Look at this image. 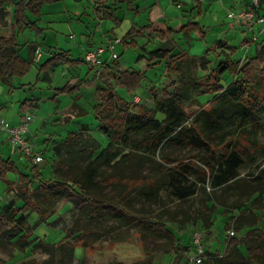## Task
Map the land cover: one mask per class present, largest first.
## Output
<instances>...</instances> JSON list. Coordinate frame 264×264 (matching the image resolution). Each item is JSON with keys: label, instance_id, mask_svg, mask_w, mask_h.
<instances>
[{"label": "trees", "instance_id": "16d2710c", "mask_svg": "<svg viewBox=\"0 0 264 264\" xmlns=\"http://www.w3.org/2000/svg\"><path fill=\"white\" fill-rule=\"evenodd\" d=\"M57 1L0 0V27L8 26L6 4L10 3L16 9L13 30L18 32L10 38L0 39V78L9 87L13 86L15 77H25L33 66L32 57L25 59L20 55L18 33L30 29L37 35L42 34L44 30L36 22H31L30 14L40 17V6ZM93 1L105 10L116 27L121 25L117 11L108 5L107 0ZM115 2L129 3L130 0ZM149 27H140L138 31L132 29L127 37L147 31ZM181 30L186 35L194 31L205 35L199 23H189ZM126 39L122 40L124 45L137 46L135 41L127 42ZM217 50H228L233 55L238 48L219 40L201 57L157 49L148 58L139 57V61H147L145 71L118 72L120 87L131 94L142 86L146 72L155 66L164 63L169 75H179L180 81L174 85L172 95L158 102L156 108L129 104L110 84L97 87L98 102L93 109L98 130L107 138V145L103 146L90 134L88 125H82L79 131L69 132L65 140L54 148L55 156L62 159L49 178L39 171L37 165L40 163L34 166V176H30L14 161L0 157V179L12 185L8 175H20L19 190L24 202L22 207L8 204L0 210V251L24 252L35 235L36 227L46 223L56 213L58 205L71 196L79 200L81 213L92 227L68 230L59 245L42 243L51 259H55L58 253L74 258L78 248H91L96 239L106 238L112 243L120 241L113 237V228L107 226L112 220L127 225L137 223L158 235L172 234L164 223L138 214L129 205L131 195L136 192L153 200L160 196L161 191L168 190L176 200L184 202L202 191L206 197V209L200 211L193 221L202 220L209 234L217 206L214 194L208 190H241L240 196L247 197L245 202L261 200V206H264V162L258 163L259 157L264 156V143L258 138L264 133V45L246 61L227 57L212 67V57ZM70 54V51H62L44 64L40 71L45 73V79L49 80V71L59 65L72 67L86 63L85 60L70 59ZM199 70L205 75L199 77ZM225 76L231 79L227 81ZM81 85V82L68 83L56 89V96H78ZM204 95L213 96L208 105L200 100ZM166 146L196 151V154L188 159L164 157L157 160ZM123 160L141 165L148 163L152 173L134 177L113 174L100 180L104 169L114 168ZM250 163H258V172L248 171L243 176V170ZM35 183L37 187H34ZM106 186H112L113 191L109 195L99 193V189ZM245 202L232 206V210H243L244 215L235 219L234 230H230L234 235L227 240L225 252L207 251L202 264H251L253 258L257 259L255 264H264V215L249 212L250 218L245 214ZM31 210L39 217L34 226L29 222ZM244 229L247 230L244 237L236 236ZM48 263L32 259L21 264Z\"/></svg>", "mask_w": 264, "mask_h": 264}, {"label": "rangeland", "instance_id": "374dc122", "mask_svg": "<svg viewBox=\"0 0 264 264\" xmlns=\"http://www.w3.org/2000/svg\"><path fill=\"white\" fill-rule=\"evenodd\" d=\"M73 1L76 0H69L67 4L65 3L66 5H64V2L50 5L49 10L45 8V11H55V21H58L60 18L68 23L74 20H82L93 25L96 24L95 36L97 37L100 34L101 40H109L107 46H105V43L102 44L98 42L97 45L100 46H97V48L109 47L111 45L114 48L116 46L113 50L119 58L116 61L112 59V62L115 63L110 67H106V65L100 67L92 66V70L89 72L86 71L84 75L82 68L75 72L68 64L59 65L54 69L53 74L50 75L52 82L46 80L45 73H41L39 67L35 65L24 79L25 83L28 84V92L24 93L23 91H17V99H21L22 101L26 99L36 100L26 103L27 110L23 108L21 118L23 119L27 114L35 115L32 125H38L40 120L47 119V117L49 118L47 119L49 131L45 133V136L39 140L36 136L29 139L31 144L39 150V153L44 158L43 163L37 166L39 171H42L46 178L52 176L54 168L59 166L62 157L57 158L55 156L54 148L65 140L69 132L79 131L82 125H88L90 134L100 141L103 146L107 145V138L98 130V120L93 109L98 102L96 96L97 87H106L110 84L129 104L137 103L148 108H156L158 102L172 95L174 85L179 83L180 76L177 74L169 75L164 63L147 71L142 86L133 94L128 93V91L120 87L117 81V74L119 71H145L147 69V61H139V57L144 56L148 58L150 52L157 49H168L172 50L174 53L187 52L192 57H201L204 55L205 51L215 47L217 43L216 40L218 39L238 48L237 52L233 55H230L228 50H217L212 57V67H216L227 57L232 60L246 61V59L256 54L260 46L264 45V24L256 25L255 30L252 31L249 27L230 29L228 25L215 23L210 26L211 28L209 30H206L207 40H201L198 36L187 41H185L183 37H171L169 39L164 37H156L153 39L137 37L135 38L137 46L128 47L123 44L122 35L130 30L128 24L132 25V21L126 20L123 26L116 29V34L113 29H109L103 25L104 19L106 18L105 13L103 9L96 7L93 0H86L77 5L74 4ZM108 3L115 6L113 4L114 0H108ZM117 9H120V7ZM183 9L187 10L185 8ZM193 11L196 13V17H204L202 19V25H206V22L210 21V15L213 16L215 22L218 21L222 23V21H224L219 18L223 16V12L218 15L212 11L206 16L207 12L205 11V13L201 14L199 8L194 9V7H192L188 10V12ZM188 12L184 15V18L181 17L185 24L190 21L188 20ZM180 13L182 15V10ZM12 19L13 17L10 18V20ZM10 20L8 21L9 24L11 23ZM111 24L114 26L112 22ZM223 30H227L228 33ZM4 32L5 34L9 33V31ZM4 32L0 35H5ZM24 32L25 30L20 32V52L29 44L30 36L27 35L25 37ZM72 32L77 37L76 41L66 43V41L61 40V48H59V50L63 48L64 50L72 51V49H74V51H72L73 58L71 59H81L84 49H82V47L78 48L80 46L75 48V45H78L77 42L81 40V34L75 29L71 31V33ZM65 34L66 32L63 33V35ZM112 37L115 38V44L110 41ZM67 38L69 39L70 37L68 36ZM245 41H248L250 44L245 43ZM49 42L51 43L50 40ZM45 43H40V46L47 48L48 42ZM56 44L55 42L49 45ZM71 46L74 47L72 48ZM97 48L93 49L95 50ZM108 53L112 55V52H107L106 54ZM197 74L199 77H202L205 75V72L199 70ZM39 75H41L42 80L38 82ZM82 78H84L85 81L81 88L79 99L77 95L58 94L56 98L53 97L54 93L57 92V88H63L68 84V81L76 83ZM225 79L229 81L231 77L225 76ZM32 86L34 90L30 91ZM51 87H53V89ZM200 100L203 104L208 105L213 100V96L204 95L200 97ZM28 103H30V105H28ZM76 103L78 105H74ZM84 110L86 113H83ZM5 115L6 112H1L0 119L6 118ZM258 138L260 142L264 143V133H261ZM12 152L15 153L16 151L14 150ZM18 153L17 151V154ZM194 154H196V151L180 150L166 146L160 151L157 160L164 157L178 160L188 159ZM15 161L25 174L34 176L35 165L26 156L17 157ZM262 162H264V156L259 157L258 163ZM258 163H250L249 167L243 170V176H246L248 171L252 170H255L257 173L258 169L256 170V166ZM150 173H152L151 165L148 163L141 165L135 161L123 160L114 168L104 169L100 176V180L107 179L113 174L134 177ZM19 176L20 175L14 174L8 175V179L12 185H8L6 182L0 180V210L8 204H13L17 207H22L24 205L19 190ZM34 187H37V183L34 184ZM112 191V186L101 187L99 189V193L103 195H109ZM208 192L212 193V195L214 194L217 206L216 212L213 214L214 224L211 229V234L205 229L202 220L193 221L200 211L206 209V197L202 191H199L196 196L184 202L176 200L168 190L161 191L160 196L153 200L136 192L131 195L129 205H131L138 214L147 216L152 221L164 223L165 226L172 230V234L158 235L150 233L137 223L127 225L125 222L112 220L107 226L113 228V237H116L120 241L112 243L111 240H107L106 238L96 239L91 248H78L74 258L64 253H58L55 259H51L48 251L41 245L42 243L59 245L63 242L68 230L72 228L86 230L92 227L91 223L81 213L79 200L73 196L67 197L58 205L56 213L50 216L46 223L36 227L35 235L24 252L17 250L0 251V264H21L32 259H36L40 262L49 261L48 264H150L149 262L153 264H196L194 260L196 254L193 244L194 234L197 231L203 233L202 242L206 252L223 254L226 250L227 240L230 236L234 235V233L231 235L230 230H234L232 226L235 219L244 215L243 210H232V206L247 200V197L240 196L241 190H237L236 192L234 190H216L215 192L208 190ZM256 197L257 196H255L253 200ZM261 203V200L253 202L252 199L245 202L247 206L245 214L249 215L250 218L253 213H256L258 216L264 215V206H261ZM209 206H212V203H210ZM223 206H225L226 209ZM260 207H263V209H260ZM31 213L29 222L34 226L39 217L35 211L31 210ZM188 220L192 221L189 222ZM246 232L247 230L244 229L242 232L236 233V236L244 237ZM142 233H144L145 236H142ZM128 237L129 239H127ZM255 263H257V259L253 258L251 264Z\"/></svg>", "mask_w": 264, "mask_h": 264}, {"label": "crops", "instance_id": "0c3cea01", "mask_svg": "<svg viewBox=\"0 0 264 264\" xmlns=\"http://www.w3.org/2000/svg\"><path fill=\"white\" fill-rule=\"evenodd\" d=\"M14 1H18V0H14ZM68 1L69 0H58L56 3H63L64 2V5H66ZM83 1H86V0H76L73 2H74V4L77 5V4L82 3ZM251 2H252V0H130L129 3H127V2L126 3H116L114 0L113 4L115 6H113V5H110L108 3V0H107L108 5L117 11V15H118L119 19L121 20V25L119 27L123 26V24L125 23L126 20L133 22V24H132L133 26L131 24H128V26H129L128 28L130 30H128V32H126L124 35H122L123 36L122 40H124V38H127L126 39L127 42H132V41L136 42L135 38H137V37H147L148 39H153L156 37H158V38L164 37L166 39H169L171 37H175V38L183 37L184 40L187 41V40L193 39V38L198 36L201 40H207L206 30H209L211 28L210 26L212 24H215V23L222 24V25H228L230 27V29H232V28H237V29L241 28L242 29V27H247V26H243V25L241 26V25H237V24L235 25L234 20H233L231 15H232V13L236 12L237 10L248 9L250 7ZM56 3L45 4V5L40 6V8H39L40 13H41L40 17H37V16L30 14L31 22H36L37 26L44 30V32L42 34H40V35L36 34L35 35L34 31H32L30 29H24L25 30V32H24L25 37L27 35L30 36L29 37V44L20 52V55L25 59H30L32 57L33 66L37 65V67H39V71H40V68L44 64H46L50 59H52L55 54L61 53L62 51H70V53H71L70 59L73 58V55H72L73 52L72 51H74V49H72V51H71V50H64L63 48H62L63 50L62 49L59 50V48H61V45H60L61 40L66 41V43L76 41L77 37L74 35L73 32L71 33V31H74V29L79 31L81 34V36H80L81 40L79 42H77L78 45H75V48L80 46L78 48L82 47V49H84L83 50L84 53L82 54L81 60H85V54H86L87 50H93V48H97V46H100V45H97L98 42H101L102 44L105 43V46H107L109 44V40H106V41L101 40L102 38H100V36H99L100 34L97 37L95 36L94 33H95V29H96L95 28L96 24L93 25V24H90V23L82 21V20L78 21V20H74V19H72V20H74L71 22L72 24L65 22L64 20H62L60 18L58 21H55L56 12L55 11L46 12L45 8L47 10H49V8H50L49 6L54 5ZM95 5L97 8L103 9L101 6H98L96 3H95ZM118 7H120V9H117ZM192 7H194V9L199 8L201 14L205 13V11H206L207 12L206 16H208L212 11L218 15H220V13L223 12V16H220L219 18H220V20L223 19L224 21H222V23L221 22L219 23L218 21L215 22V20L213 19V16L210 15V21L206 22V25H202V19L204 18L203 16L201 18H198L195 16L196 13L194 11L188 12V10H190ZM5 8L7 11V18H6L7 21H9L10 18H12V17H13V19L10 20L11 23L10 24L8 23V26L0 27V30H1L0 34L3 33L4 31H9L8 34H5V32H4L5 35H3V36L0 35V39L10 38L13 33L18 32L17 30H15V31L13 30L15 11H16L14 5H12L10 3L6 4ZM183 8H185L187 10H184ZM181 10H182V15L180 13ZM103 11L105 13L104 9H103ZM187 12H188L187 15L189 16L188 20H190V21L185 24V23H183L184 20L181 19V17L184 18V15ZM11 13H12V15H11ZM43 17H45V18H43ZM105 17L106 18L104 19L103 25H105L109 29H113L115 31V33L117 34L116 29L118 27H116L115 23L108 18L106 13H105ZM52 22H54V23H52ZM111 22L113 23L114 26H112ZM189 23H199L201 28H203L205 35H201L198 31H194L189 35H186L184 32H182V30H181L182 27L188 25ZM260 25H263V24H260ZM67 26H69V27H67ZM148 26H151V27H149L150 29H148L147 31H143L141 33H135L132 36L127 37L128 33L132 29L137 30L140 27L145 28ZM68 28H70V29H68ZM68 30H71V31H68ZM254 30H255V28L252 31H254ZM223 31H226L228 33L227 30H223ZM65 32H66V34L63 35V33H65ZM68 36L70 37L69 39L67 38ZM20 37L21 36H20V32H19L18 33L19 43H20ZM110 39H111L110 41H112L115 44V38L112 37ZM49 40L51 41V43L49 42ZM219 40L220 39L216 40V42H218ZM42 42H44V43L48 42L47 48H43L40 46V43H42ZM55 42L57 43L56 45H49V44H54ZM247 42L248 41H245V43H247ZM32 46H36V47L34 49H32L31 48ZM73 60L77 61V60H80V58L77 60L76 59H73ZM104 61H105L104 65H106V67H110L113 63H115V62H112V55H110L109 53L105 54ZM113 61H114V59H113ZM33 66H32V69H33ZM71 68L75 72H77L78 69L82 68L83 75L85 74L86 71L89 72L92 70V69H90L91 68L90 65H88L87 63L81 64V65H75V66H72ZM32 69H31V71H32ZM53 72H54V69L49 71V77H50L49 81L50 82H52L50 75L53 74ZM41 73H43V72H41ZM26 76L23 78L15 77L13 79V86L12 87H9V85L5 84L0 78V113L6 112V115H5L6 118L4 117L0 120H5L7 123H9L12 126H16V125L20 124V122L22 120L21 114L23 112V108L25 110H27L26 109L27 108L26 103L28 101L36 100V99H26L25 101H22L21 99L20 100L17 99V91H23L24 93L28 92V84L25 83V80H24L26 78ZM41 80H42V77H41V75H39L38 82ZM84 81H85L84 78H82L81 80H79L76 83H72V82L68 81L69 84H79L80 82L82 83V85L80 87L79 94H78V99L80 97L81 90H82L81 88L84 85ZM51 88L53 89V87H51ZM33 90H34V88L32 86L30 88V91H33ZM53 97H55V98L57 97L56 92L54 93ZM28 105H30V103H28ZM74 105H78V104L76 103ZM47 119H49V118L47 117ZM47 119L40 120L38 125H35V124L32 125V123H31L30 131L28 134L29 139L36 136L37 139L39 140L45 136V133L49 131V126L47 125V123H48ZM30 144H31V142H30ZM32 146L34 147L36 152H39V150L34 145H32ZM14 150L16 151L15 152L16 154L14 152H12ZM21 156H23L21 154V152H19L17 154V150L11 144L8 137L0 133V157H2L4 160L9 159L11 161H14L17 164V162L15 160L17 159V157H21ZM41 163H43V161ZM1 181H3V180H1ZM3 182H5V181H3Z\"/></svg>", "mask_w": 264, "mask_h": 264}, {"label": "built area", "instance_id": "2783aa9c", "mask_svg": "<svg viewBox=\"0 0 264 264\" xmlns=\"http://www.w3.org/2000/svg\"><path fill=\"white\" fill-rule=\"evenodd\" d=\"M234 24L243 25L253 30L256 25L264 24V0H252L250 7L245 10H237L232 13ZM113 46L98 47L97 49L87 50L85 54V61L88 65L93 67H100L105 64L104 56L107 52H112V59L117 60L119 57L114 52ZM34 120V116L27 114L20 122L19 125L12 126L5 120H0V133L7 136L14 148L21 152L32 161L34 165L41 163L44 158L36 152L34 147L29 142L30 125ZM233 235V232H230ZM203 233L197 231L193 236V244L196 250L194 260L196 264H202L206 250L203 246Z\"/></svg>", "mask_w": 264, "mask_h": 264}]
</instances>
